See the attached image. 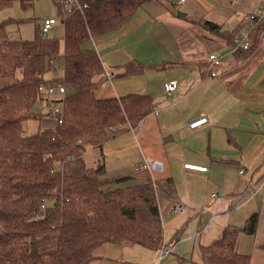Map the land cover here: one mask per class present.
<instances>
[{
  "label": "crops",
  "instance_id": "crops-1",
  "mask_svg": "<svg viewBox=\"0 0 264 264\" xmlns=\"http://www.w3.org/2000/svg\"><path fill=\"white\" fill-rule=\"evenodd\" d=\"M259 6L264 0H149L121 29L86 44L106 73L94 90L97 98L137 94L155 103L135 128L108 140L102 154L108 179L157 182L163 247H174L169 264H202L201 248L218 241L227 227L239 230L237 250L249 254L251 264H264V48L246 55L235 47L241 29L235 13ZM213 52L222 55L216 76L207 62ZM172 79L178 84L168 95L164 83ZM52 102L44 104L48 127L56 124ZM202 116L209 122L189 127ZM146 159L161 161L163 170L135 174L134 165ZM177 204L188 210L180 213ZM254 214L257 230L249 234L244 229ZM252 248L260 251V261ZM161 249L105 243L89 264H155Z\"/></svg>",
  "mask_w": 264,
  "mask_h": 264
},
{
  "label": "trees",
  "instance_id": "trees-1",
  "mask_svg": "<svg viewBox=\"0 0 264 264\" xmlns=\"http://www.w3.org/2000/svg\"><path fill=\"white\" fill-rule=\"evenodd\" d=\"M14 1L27 7L35 0L0 5ZM79 1L83 10L64 14L54 0L66 27L64 43L43 36L42 27L32 40H11L0 23V264H89L105 243L163 248L157 182L114 187L130 177L108 179L105 162L91 166L86 160L88 146L102 152L108 140L135 128L155 108L150 97L137 94L97 98L94 90L106 73L86 45L121 29L149 0ZM202 23L223 34L220 26ZM263 28L264 21L255 33ZM255 47L238 50L249 55ZM52 63L62 75L48 79ZM59 82L66 87L63 100L40 90ZM47 100L63 103L64 122L52 116L55 126L25 134V122L49 116L33 110ZM257 225L254 214L244 231L254 234ZM238 232L227 227L218 241L203 246L202 264H251V256L236 248Z\"/></svg>",
  "mask_w": 264,
  "mask_h": 264
},
{
  "label": "built area",
  "instance_id": "built-area-1",
  "mask_svg": "<svg viewBox=\"0 0 264 264\" xmlns=\"http://www.w3.org/2000/svg\"><path fill=\"white\" fill-rule=\"evenodd\" d=\"M184 0H181L183 2ZM61 12L64 14L71 13L74 11L83 10V5L80 3L79 0H59ZM236 17L239 20V24L241 29L237 38L235 39V47L237 49L242 50H249L253 45L264 48V28L261 29L259 32L255 33L256 26L258 23L264 21V6L262 7H254L247 12H236ZM57 24V19L55 18H46L43 21L41 34L46 36L47 33L55 27ZM207 62L210 74L212 76H216V69L222 65V55L218 52L210 53L207 56ZM52 69H55L56 65L52 63ZM178 80L172 79L168 80L164 83V90H166V94L171 95L177 87ZM40 90L45 93L46 95L54 98H59L61 100L65 99L66 96V87L63 83L59 82L56 84H43L40 87ZM50 115L55 116L58 124H62L64 122V106L63 103H58L53 105L50 110ZM209 122L208 118L202 116L198 120H195L189 124L190 128H197L201 125ZM163 165L159 160H150L146 159L141 163L135 164L133 168V172L141 173V172H148V171H162ZM185 168L193 169L198 171H207V167L197 166L193 164H185ZM46 203L42 200L40 205V210H45ZM177 211L180 213H185L186 209L184 205L177 204L176 208ZM38 218V217H37ZM174 254V247L173 246H164L160 253H159V264L162 260Z\"/></svg>",
  "mask_w": 264,
  "mask_h": 264
},
{
  "label": "rangeland",
  "instance_id": "rangeland-1",
  "mask_svg": "<svg viewBox=\"0 0 264 264\" xmlns=\"http://www.w3.org/2000/svg\"><path fill=\"white\" fill-rule=\"evenodd\" d=\"M239 11H242L239 9ZM46 18H55L57 19V24L53 27L48 33L47 36L49 39H58L60 42H63L65 26L62 22V18L60 15V10L58 5L54 2V0H35L31 6L24 7L20 2L14 1L11 5L1 6L0 5V23L5 25V30L7 36L11 40H32L38 34L40 28L42 27L43 21ZM238 21V20H236ZM56 65V64H55ZM51 69L50 72L46 74V77L53 78L62 74V71L59 69ZM33 110L36 113H48L49 109L44 106L41 101H38ZM46 117H42L39 119H32L28 122L24 123V133L25 134H34L38 132L40 129H44L48 127L46 124ZM49 118V117H48ZM52 120V121H50ZM50 123L52 124L53 119L49 118ZM49 128V127H48ZM86 154V160L89 161V165L97 166L100 164L99 162L104 161V155L101 150L94 149L91 146H88ZM106 163V162H105ZM104 163V164H105ZM134 168V167H133ZM135 173V172H134ZM138 174V173H136ZM111 180H114V178ZM133 179H127L124 181H120L114 187H123L133 185ZM255 261H260V251H255L252 248L249 252ZM253 253V254H252ZM172 257H167V259L163 260L160 264H169V260ZM255 257V258H254ZM155 264H159V258L156 259Z\"/></svg>",
  "mask_w": 264,
  "mask_h": 264
}]
</instances>
